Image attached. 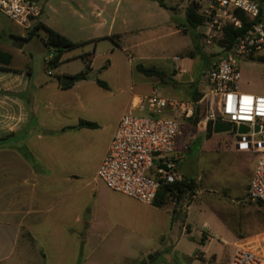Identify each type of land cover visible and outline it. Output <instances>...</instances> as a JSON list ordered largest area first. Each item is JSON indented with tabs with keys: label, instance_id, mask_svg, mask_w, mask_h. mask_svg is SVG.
I'll use <instances>...</instances> for the list:
<instances>
[{
	"label": "crops",
	"instance_id": "obj_1",
	"mask_svg": "<svg viewBox=\"0 0 264 264\" xmlns=\"http://www.w3.org/2000/svg\"><path fill=\"white\" fill-rule=\"evenodd\" d=\"M92 9L101 15L97 6ZM6 34L22 42L17 48L28 41L0 17V38ZM0 52L10 56L9 65L0 64V264L12 258L20 242L21 256L36 254L38 245L41 256L53 264H86L78 258L92 247L100 248L103 257H115L113 264H139L127 253L119 254L118 249L138 248L140 238L152 243L160 240L172 228L168 206L188 204L181 201L182 197L191 195L193 200L199 194L197 185L181 170L184 157L177 162V171L181 182L192 184V190H186L176 202L146 205L152 210L151 218L139 214L134 207L137 201L107 189L96 178L120 118L144 114L132 104L134 98L147 95L134 94L131 82L123 75L104 83L105 87L87 77L75 78L73 85L61 88L59 80L48 81L34 76L28 65H14V56L5 44H0ZM205 94L186 91L187 100L181 101L194 104L196 115L190 120L182 117L187 130H181L176 139L178 153L184 155L187 138H194L193 130L209 135L203 122L196 126L204 118ZM80 122L96 124L97 128L71 129ZM232 150L250 160L247 192L257 156L239 153L234 145ZM210 221L204 219L202 234L206 239H199L201 249L193 257L204 264L211 258L213 264H229L233 245L238 242L227 227L222 229ZM189 228L187 224L183 228L187 237L191 236ZM215 240L222 248L230 247L221 251L220 257L217 249L209 256L208 248ZM179 243L177 239L174 250ZM156 250L154 246L145 254Z\"/></svg>",
	"mask_w": 264,
	"mask_h": 264
},
{
	"label": "rangeland",
	"instance_id": "obj_2",
	"mask_svg": "<svg viewBox=\"0 0 264 264\" xmlns=\"http://www.w3.org/2000/svg\"><path fill=\"white\" fill-rule=\"evenodd\" d=\"M161 1L163 7L155 0H112L108 3L98 0H44L40 22L78 46L59 52L44 44L45 33L42 30L21 48L16 46L22 42L13 40L8 34L0 38V44L9 47L14 65H28L34 76L48 81L57 82L84 71H87V77L102 83L115 81L123 75L131 82L134 94L149 95L154 90L160 98L186 101V91L208 92L202 74L217 62L222 51L215 44L203 48L196 29L188 24L186 7L191 0ZM94 6L101 10L100 16L92 9ZM0 17L20 34L28 35L29 31L4 15ZM59 54L58 66L46 64L50 56L53 59ZM175 57L179 58L180 72L173 70ZM238 67L239 91L264 97V48L240 57ZM157 118L175 119L183 133L187 130L178 113ZM235 134L234 130L219 134L211 132L209 135L193 130L194 138H187L181 170L197 185L199 194L193 200H190L191 195L182 197L181 201L188 204L177 208L168 206L172 228L164 237L155 243L140 238L138 248L118 249L119 254L127 253L137 263L204 264L197 262L193 254L196 252V256L201 249L199 239H206L202 225L204 219H209L222 229L227 227L235 236L234 242L264 255V205L251 202L246 196L250 160L233 152ZM170 202L176 201L173 198ZM134 207L141 216L153 217L152 210L146 205L135 202ZM175 209L177 211L173 213ZM45 211L46 207L44 216ZM186 224L190 226V237L185 236V229L183 232ZM177 239L180 243L174 250ZM21 244L5 264H53L41 256L38 245L36 254L21 256ZM154 246L157 250L146 255ZM215 249L220 257L221 251H228L230 247L222 248L221 243L215 240L208 248L209 256ZM86 253L79 256L80 263L85 260L86 264H113L115 261V257L101 256L100 248L92 247ZM149 256L153 259L148 260ZM207 262L213 264V259ZM216 264L224 262L217 261Z\"/></svg>",
	"mask_w": 264,
	"mask_h": 264
},
{
	"label": "built area",
	"instance_id": "obj_3",
	"mask_svg": "<svg viewBox=\"0 0 264 264\" xmlns=\"http://www.w3.org/2000/svg\"><path fill=\"white\" fill-rule=\"evenodd\" d=\"M43 2L0 0V13L23 30L30 31L40 22ZM190 3L196 4L199 14L204 17L203 23L196 27L203 48L218 46L226 26L240 28L241 22L233 11L244 13L254 22L230 50L218 46L222 55L203 72L202 79L208 92L204 97V118L196 126L202 122L207 128L209 125L212 128L216 122L232 126L236 132L235 151L257 156L247 198L264 204V97L242 93L238 88V59L264 48L263 4L260 0H191ZM51 57L46 61L47 65L51 64ZM178 61L177 57L172 60L175 72H180ZM132 107L147 116L126 114L120 118L96 178L111 191L153 205L162 186L181 182L176 164L184 157L176 151V139L181 132L179 123L175 119L157 117L169 112L190 120L196 115V106L160 98L153 91L134 98ZM240 126L248 128V132L240 134ZM233 247L229 264H264L263 254L239 243Z\"/></svg>",
	"mask_w": 264,
	"mask_h": 264
},
{
	"label": "trees",
	"instance_id": "obj_4",
	"mask_svg": "<svg viewBox=\"0 0 264 264\" xmlns=\"http://www.w3.org/2000/svg\"><path fill=\"white\" fill-rule=\"evenodd\" d=\"M158 1L160 6L163 7L161 0H155ZM261 4L264 5V0H260ZM263 11V10H262ZM234 15L240 20L241 26L240 28H235L233 26H226L223 31L222 38L218 41V46L220 48H223L225 51H228L232 48L234 43L236 42V39L242 35H244L250 27L254 24L253 21H250L249 18L240 11H233ZM186 20L188 24L195 28L203 23L204 17L199 14L198 12V6L196 4H189L186 8ZM44 31L45 33V40L44 44L46 46H52L56 48L59 52H63L65 50H71L77 47L78 45L68 40L63 35L59 34L58 32L50 29L49 27L45 26L41 22L37 23L32 30L28 32L27 40L32 39L37 35L38 31ZM60 54L53 58L51 61V64H53L54 67L59 65L60 62ZM10 63V56L8 54L0 52V64L7 66ZM74 78L78 80H85L87 78V71H84L78 75H75ZM100 86L105 87V84L101 81L97 82ZM194 121H196L194 119ZM77 128H91L95 129L97 128L96 124L87 123V122H80L78 126L71 128V129H77ZM208 133L210 134L212 132L211 125L208 126L207 129ZM186 190H192V184L187 182H179L172 185L162 186L157 195L156 199L153 203L155 206H162L163 204L170 202L173 198L174 200H178ZM259 206L264 205L263 203L256 202ZM202 242V241H201ZM139 264H147V263H139Z\"/></svg>",
	"mask_w": 264,
	"mask_h": 264
},
{
	"label": "water",
	"instance_id": "obj_5",
	"mask_svg": "<svg viewBox=\"0 0 264 264\" xmlns=\"http://www.w3.org/2000/svg\"><path fill=\"white\" fill-rule=\"evenodd\" d=\"M76 82V79L73 78V77H63L61 80H60V87L61 88H66L68 86H71L73 85L74 83ZM232 131V128L230 125L228 124H223V123H219V122H216L213 124V127H212V132L214 134H219V133H225V132H231ZM257 131V129H256ZM238 132L240 134H245L248 132V128L244 127V126H240L238 128ZM156 255V254H155ZM153 256H149L148 257V260H152Z\"/></svg>",
	"mask_w": 264,
	"mask_h": 264
},
{
	"label": "flooded vegetation",
	"instance_id": "obj_6",
	"mask_svg": "<svg viewBox=\"0 0 264 264\" xmlns=\"http://www.w3.org/2000/svg\"><path fill=\"white\" fill-rule=\"evenodd\" d=\"M231 126V125H230ZM231 128H232V126H231ZM233 129V128H232Z\"/></svg>",
	"mask_w": 264,
	"mask_h": 264
}]
</instances>
